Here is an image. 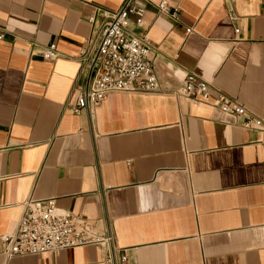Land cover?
I'll return each mask as SVG.
<instances>
[{
	"label": "crops",
	"instance_id": "1",
	"mask_svg": "<svg viewBox=\"0 0 264 264\" xmlns=\"http://www.w3.org/2000/svg\"><path fill=\"white\" fill-rule=\"evenodd\" d=\"M123 1L0 0V264H264L263 135L172 93L191 73L264 116V0L148 4L133 30L147 32L163 90L75 113L90 18ZM51 44L54 61L41 56ZM31 197L114 234L111 261L93 245L5 256Z\"/></svg>",
	"mask_w": 264,
	"mask_h": 264
},
{
	"label": "built area",
	"instance_id": "2",
	"mask_svg": "<svg viewBox=\"0 0 264 264\" xmlns=\"http://www.w3.org/2000/svg\"><path fill=\"white\" fill-rule=\"evenodd\" d=\"M124 0L116 9L96 7L90 18L92 33L79 52L82 70L88 80L79 91L71 109L80 113L99 107L112 93H156L163 85L155 68L152 47L147 32L136 33L133 27H143L148 4L160 12L169 8L168 0ZM237 18L235 11L231 12ZM99 18H101L100 22ZM236 28V32H239ZM192 28L187 29L190 33ZM5 31L0 28V40ZM45 60L54 61L60 54L56 44H51L41 54ZM176 96L195 102H206L224 114L234 116L242 128L263 135L264 116L250 114L246 108L222 92H213L211 85L196 76L187 74L173 92ZM2 252L8 258L39 254H58L63 250L97 246L112 257L115 235L101 230L95 222L80 214L64 211L57 206L56 198H28L23 203V213L14 232L1 237ZM121 263L128 258L121 256Z\"/></svg>",
	"mask_w": 264,
	"mask_h": 264
}]
</instances>
